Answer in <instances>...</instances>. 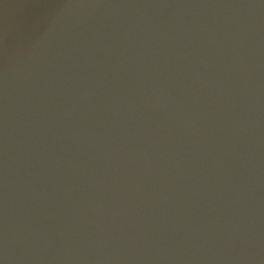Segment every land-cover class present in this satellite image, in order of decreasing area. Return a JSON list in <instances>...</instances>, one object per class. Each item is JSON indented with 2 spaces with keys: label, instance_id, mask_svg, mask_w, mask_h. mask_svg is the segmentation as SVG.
I'll list each match as a JSON object with an SVG mask.
<instances>
[{
  "label": "water",
  "instance_id": "water-1",
  "mask_svg": "<svg viewBox=\"0 0 264 264\" xmlns=\"http://www.w3.org/2000/svg\"><path fill=\"white\" fill-rule=\"evenodd\" d=\"M0 264H264V0H0Z\"/></svg>",
  "mask_w": 264,
  "mask_h": 264
}]
</instances>
